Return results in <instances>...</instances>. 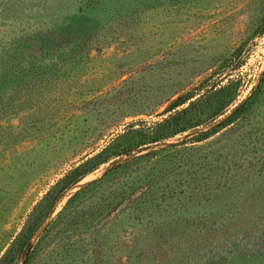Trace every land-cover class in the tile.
<instances>
[{"label": "rangeland", "instance_id": "1", "mask_svg": "<svg viewBox=\"0 0 264 264\" xmlns=\"http://www.w3.org/2000/svg\"><path fill=\"white\" fill-rule=\"evenodd\" d=\"M0 264H264V0H0Z\"/></svg>", "mask_w": 264, "mask_h": 264}, {"label": "trees", "instance_id": "2", "mask_svg": "<svg viewBox=\"0 0 264 264\" xmlns=\"http://www.w3.org/2000/svg\"><path fill=\"white\" fill-rule=\"evenodd\" d=\"M114 154H116V152H111V153H109V155H107V157L108 156H114ZM106 159V158H105ZM102 160H104V159H101V161L100 162H105V161H102ZM99 162V163H100ZM98 163V164H99ZM97 164V165H98ZM96 166V165H95ZM92 170H94V168L93 169H89V171L88 172H90V171H92ZM84 174V173H83ZM83 174L81 173V174H79L77 177H74V178H71V179H69V180H67V182L65 183V186H71V185H73V184H75L77 181H79V179H81L82 177H83Z\"/></svg>", "mask_w": 264, "mask_h": 264}]
</instances>
